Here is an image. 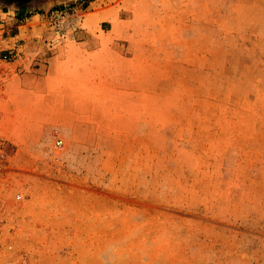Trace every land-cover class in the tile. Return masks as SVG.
Returning a JSON list of instances; mask_svg holds the SVG:
<instances>
[{"label":"rangeland","instance_id":"rangeland-1","mask_svg":"<svg viewBox=\"0 0 264 264\" xmlns=\"http://www.w3.org/2000/svg\"><path fill=\"white\" fill-rule=\"evenodd\" d=\"M0 264H264V0L0 2Z\"/></svg>","mask_w":264,"mask_h":264},{"label":"crops","instance_id":"crops-1","mask_svg":"<svg viewBox=\"0 0 264 264\" xmlns=\"http://www.w3.org/2000/svg\"><path fill=\"white\" fill-rule=\"evenodd\" d=\"M0 2H3V0L0 1ZM104 15H105V14H104ZM95 16L98 17V16H100V14H99V13H96ZM95 16H94V17H95ZM87 39H88V38H87ZM87 39H85L84 41H81V42H75V44L80 45V46L83 45V46L86 47V45L89 43ZM75 51L77 52V49H76V48H72V51L69 52V55L74 54ZM90 52H91V51H88V49L85 48V52H79V53H76V54L85 57V56H88L87 53H90ZM67 54H68V53H67ZM69 55H68V56H69ZM75 56H76V55H75ZM64 60H70V59H67V58H66V59H64ZM80 60H82V59H80ZM67 67H69V65H68L65 61H64L63 63L59 64L58 61H57V59H56V61H55V59H54L52 65H51L52 75L55 76V77H61V76H65V75H67L68 70L65 69V68H67ZM77 70L81 71V70H82L81 66L78 67ZM58 103H59V108L63 107L64 102L60 101V102H58ZM84 104H85V103H84ZM80 107H81V106H80Z\"/></svg>","mask_w":264,"mask_h":264},{"label":"bare ground","instance_id":"bare-ground-1","mask_svg":"<svg viewBox=\"0 0 264 264\" xmlns=\"http://www.w3.org/2000/svg\"><path fill=\"white\" fill-rule=\"evenodd\" d=\"M8 4L9 5H13L14 4V1H11V3L10 2H8ZM45 4V3H44Z\"/></svg>","mask_w":264,"mask_h":264},{"label":"flooded vegetation","instance_id":"flooded-vegetation-1","mask_svg":"<svg viewBox=\"0 0 264 264\" xmlns=\"http://www.w3.org/2000/svg\"><path fill=\"white\" fill-rule=\"evenodd\" d=\"M0 1H2V0H0Z\"/></svg>","mask_w":264,"mask_h":264}]
</instances>
